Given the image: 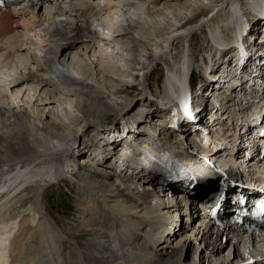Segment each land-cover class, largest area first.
<instances>
[{"label":"bare ground","instance_id":"1","mask_svg":"<svg viewBox=\"0 0 264 264\" xmlns=\"http://www.w3.org/2000/svg\"><path fill=\"white\" fill-rule=\"evenodd\" d=\"M159 1L124 0L112 7L113 1L109 0L103 11L109 12L107 22L111 21L115 29L108 38L102 32L92 28L90 19L95 18L94 21H97L96 17L100 12L86 0H61L53 4L50 0H29L11 11L0 13V64L8 62L7 64L11 65L10 68L13 70V74L5 80L0 90V264H264V254H259V248H252L249 252L254 259L245 258L248 248L244 246V243L238 245L232 240L231 235L234 230L224 219H219L221 225L216 226L215 223L213 225V221L209 223L207 216L202 218L199 216L197 203L205 199L204 195L208 193L207 186L210 180L202 178L196 180L200 175L202 159L199 161L200 158H195V162H183L176 158L177 156L162 157L161 155L159 162L155 164L159 170L156 174L153 168L146 167L145 162L142 161L143 157L137 158L136 149L132 146V154L124 148L126 156L123 157L125 163L131 158H137L134 163V173L132 172L131 176L127 173H117L109 168L108 160L115 157L116 149L113 147L117 144L106 141L114 134L121 133L116 136L122 137L125 131L131 132L130 130L134 128L133 123L144 117L140 115L141 113L125 119L118 117L122 120L120 125L124 127L110 130H102L99 122L103 121L109 113L116 111L122 113L130 107H137L139 102L130 100L121 90L117 91L114 100L109 99L102 91L96 90L85 81L77 80L76 82V78H72V75L70 76L57 64L64 54H68L69 57L65 56L68 58L65 61L70 62L69 68L86 77L89 75L86 67L76 63L72 56L75 46L78 43L81 44L79 49L86 41H90L103 43L109 47L106 43L112 42V48L116 45L120 46L121 52L131 55L129 61L132 67L139 68L145 64L149 65L154 60H161L168 54L171 57L174 53L170 52V48L174 41L186 38L192 31L214 25L217 18L212 17H221L223 7L228 5L231 7L232 17L238 11L235 0H219L217 3L216 0H199L200 2L193 0L188 15H195L192 7H196V12L210 9L209 16H202L198 24L187 26L183 24L177 27L179 21L172 23L169 28L173 29L172 32L174 31L175 34L159 40V37L153 38L151 31L159 33L164 28L160 23L161 18H166L168 13L172 12L167 10V13H164L165 7L158 8ZM171 1L174 5L181 3V0ZM262 2L264 0H248L247 6L252 12L262 13ZM145 4L147 6L143 8ZM232 17L229 19L230 24H233ZM44 24L52 27L46 35L42 33ZM240 24L244 26V20ZM218 31L217 29L211 34L215 44L220 40L221 32L218 33ZM138 37L149 39L150 48L148 49L153 52V59L147 55V52L143 54L145 48L139 52L135 50L136 45L139 44ZM2 41L3 44H1ZM241 41L243 43L242 39ZM42 49L46 54L44 58L37 54V51ZM242 49L246 52L243 45ZM22 55L27 56V61L21 57ZM100 57L105 58L104 55ZM263 61L255 68L257 74L254 82L259 84L253 89L256 98L248 102L251 109L254 108L253 102L260 106L255 108L252 115L249 114L251 121L247 120L246 130L240 133L241 139L239 137L235 141V146L229 147L228 150L222 146L216 149L215 144L220 140L216 132L210 130L212 132L200 135V138L204 137L205 140L213 143L215 148L213 151L216 150L214 156H222L220 151L222 150L223 153L228 151L226 157L229 155L230 158L231 155L235 158L243 150L246 141L257 143L262 139L255 137L248 140L251 131L264 128V91L261 87L264 83V77L261 78L264 74ZM183 63L179 65H184V69L177 68L178 65L174 67L176 73L174 72L173 78L176 84L180 85L184 82V77L188 75L186 65ZM220 64L222 63H217L213 70L219 69ZM95 67H97V81L106 89L109 84L108 79H111V82H115L113 79H118L119 72L114 69L113 60L96 63ZM241 67L238 65L239 70ZM142 70H144L143 67L139 69V71ZM148 75L147 73L146 76ZM134 77L136 78V75ZM234 80L236 79L233 76L228 85L235 83L239 86L241 80L239 78H237L238 81ZM134 81L135 79L132 78L130 84L135 85ZM168 85L172 86V81L169 80ZM137 86L140 91L149 87L147 80H143V77L138 81ZM50 88L59 91V94H51ZM219 89V87L215 89L216 93L220 92ZM19 91L28 93L30 99L27 102L17 101L5 104L4 101L9 93ZM166 91L174 97L177 90L176 87H165ZM245 92H247L245 87L241 88L240 94L234 90L231 92L233 97L227 100L226 104L214 105L212 110L214 107L219 109V106L223 109L221 112L223 117L217 122L215 121L217 114L213 115L215 123L210 127L224 125L230 113L234 112L229 111L228 105L235 102L236 95L245 99L247 97ZM255 92L261 93L255 95ZM139 94L141 95V92ZM164 95L165 93L157 101L161 102ZM69 98L79 100L78 112L81 115V119L71 116V125L80 123L84 119L85 123L94 127L91 132L96 131L105 139L101 146H97L98 141L94 146L90 145L95 147L96 152H99L97 156L103 157L102 160L97 159L96 156L90 160L89 165H86L88 156L82 159L81 164L77 165L74 162L73 154L76 152L74 141L76 142L77 138L76 136L74 138V131L69 133L62 131L61 125L65 123H62V119L65 116L59 114L56 107L50 109L49 115L53 116L49 117L53 118L51 121L50 119L48 121L34 119L19 109V106L29 108L30 105H43L47 108V104H50L48 106L60 104L64 102L63 99ZM145 98L142 100L143 106L139 107L141 110L149 107L145 104L148 97L145 96ZM236 106L237 104L234 103L232 107ZM154 110L155 113H153ZM146 112L149 114L145 115L146 118L142 120L140 126L151 124L154 117L158 120L164 117L163 113L155 108L146 109ZM241 113H236L235 116ZM65 114H67L66 111ZM240 117L234 120L235 125L233 122L230 123L232 130L237 129L238 122L246 121L243 120L245 115ZM196 118L199 119V117ZM56 119H60L59 123ZM117 119H115L116 122ZM229 119L232 121V117ZM126 127L130 130H124ZM137 129L139 135L144 133L148 135L152 132L150 125L148 131H141L138 127ZM233 136L231 137L234 144ZM89 137L90 134L84 135L79 142H91L88 140ZM249 145L252 149L253 145L250 143ZM257 148L258 146L254 149L257 150ZM147 151L148 149L145 148L144 152ZM82 154L86 155L87 152ZM234 158H231L232 161L238 160ZM230 160L225 163L226 166L228 165L226 174L224 177H217L218 181H221V178L239 177L240 171L236 163ZM217 163H220V160ZM138 165L143 169L140 172L137 169ZM146 171L147 176L144 173ZM62 177L73 179V188L77 194V218L83 228L78 234L77 243L68 240L67 236L56 230L54 221L44 214L42 196L41 202H38L39 195H36V193L43 195L44 189L51 184L52 180H60ZM218 186L220 185H215L213 194H218L220 191ZM35 189L38 190L34 193L37 205L33 211L26 212L22 208L24 199L28 198ZM164 189H166L165 192L174 189L176 191L168 197L171 199L169 202L172 206L170 208L164 206L162 210H159L160 204L168 202L159 198L160 192ZM222 203L223 206L227 204L226 198ZM225 208L220 212L222 215L225 213ZM20 210L22 213L19 216ZM187 215L190 217V222H186ZM197 223L198 226L203 224L204 227L193 226ZM105 224L109 225L106 233L102 228ZM84 233L89 240L82 243ZM261 244L263 247H260L264 249V242ZM224 246L228 250V258L218 263L216 259L220 257Z\"/></svg>","mask_w":264,"mask_h":264},{"label":"rangeland","instance_id":"2","mask_svg":"<svg viewBox=\"0 0 264 264\" xmlns=\"http://www.w3.org/2000/svg\"><path fill=\"white\" fill-rule=\"evenodd\" d=\"M86 1L90 5H92V6L94 5L95 8L100 12L99 16L96 17L97 21H94L95 18L90 19V24H92V28L94 30L96 29V31L102 32L104 35L107 36L106 38L110 37L109 34H111L113 29H115V28L112 27L113 25L111 24V21L107 22V19L109 18L108 16H110L109 12L103 11V9H105L106 4H108L109 0H106V1L105 0H86ZM101 1H105L104 2L105 4L102 3V5H100ZM110 1H113L112 2L113 3L112 7H113L114 4L116 5V3H117V5H119L124 0H110ZM176 1H178V0H176ZM192 1L193 0H181L180 4L174 5V3H172L171 0H160L159 1L160 4L157 7L158 8L165 7L166 11L164 13H167V10L168 11L172 10V12L168 13L166 18H164V17L161 18L160 23H161V25L164 26V28H162L159 33H155V31H153V30L151 31L153 38L159 37L160 38L159 40H164L168 36L175 34L174 31L172 32L173 29L169 28V25L172 23L179 21L177 27H180L183 24H185L186 26L189 24H194V23L198 24V22L202 16H204V15L209 16L210 9L202 10V12L201 11L196 12V9H197L196 7H192V11L196 14L195 15H188L189 9L191 8V5H192L191 4ZM218 1L219 0H216V3ZM235 1L238 4V8H237L238 11L235 15H233V17H232L233 13H232L231 7H229V5L225 8L223 7V12H222L221 17L220 16H218V17L213 16L212 17L213 19L217 18L214 22L215 23L214 25H210L208 27H206V26L202 27V29H200V30H195V31L190 32V34L186 38L174 41L172 48H170L171 49L170 52L174 53L171 57L168 54V56L162 58L161 60H154V61L150 62L149 65L145 64L139 68L138 67H132V65L130 64V61H129V60H131V55L126 53V52H121L120 46L116 45L112 48V42L106 43L109 45V47H106L105 45H103V43L102 44L93 43V42L91 43L90 41H86V43L84 45H82V47L79 49H78V47L81 44L78 43L72 52V56H74L76 63L81 64L82 66L86 67V70L88 71L89 75L84 77L83 75H81L79 73L77 74V72L71 70L69 68V64H68L70 62L65 61V59H68L65 56L69 57L68 54L67 55L64 54L58 60L57 64L60 65V67L64 68L66 73L68 72V74H70V76L72 75V78L73 77L76 78V82H77V80L85 81L89 85L94 86V88L96 90L102 91L105 95L108 96L109 99L114 100L117 96L116 95L117 91L121 90L127 95V98H129L130 100H136L139 102V104L137 105L138 108L137 107H135V108L130 107L127 109V111L123 110L122 113H119L118 111L113 112V113H109L108 116L103 121L99 122L100 127H102L101 128L102 130H110L113 128H117L120 126V124L122 122V120H119L118 117H124V119H125V118L132 116L134 114L139 115L141 113L140 115H142V110L139 107L143 106L144 103H142V100L146 99L145 96L148 97L146 100V103H145L146 105L149 106L146 108L147 110H149V109L151 110V109L155 108V109L161 111L159 109V105H158L157 100L160 99V97L165 93V87L166 88L176 87L175 86L176 81L173 78L175 76V73H176L174 70L175 65H178L177 68L181 69L184 65L180 66L179 64L184 62L183 64H185L186 68H187L186 74H188L186 78H187V80L189 78L188 86L190 87V81H191V79H193L194 84L197 86L196 91H197V89L199 91L198 93H200V85L203 86V89L206 88V91L210 89L209 88L210 85L205 82V81H207L206 76L208 75V72L210 70H212L211 66L213 68V66L217 65V63L218 64L222 63V64H220V66H219L220 68L217 69L215 72H213L212 75L214 73H217L221 69H223L224 66H227L232 70V72L234 73L233 76L237 80L236 73L239 71L238 64H236V63L232 64L235 60L231 59V58L229 59V55L227 53L222 54L221 51H219L211 43V39H212L211 34H213L214 31H217V29L219 30L218 33L221 32L220 38H219L220 40L216 42L217 44L214 43L216 46H220V48H221V46L225 45L226 39H230V38H232V40L234 42L235 41L238 42V44L240 45V41L244 37V33H242V32H244L246 30L247 24H248V27H250L252 24V26L249 30L250 31V34H249L250 38L247 37L246 39H243V43L241 41V46H240L241 50L240 51L243 52L242 45H243L246 52L248 51V48L250 49V46L253 49H256L255 46L260 47V45H262V44H258V43L256 44L255 42H254L255 43L254 44L253 40H252L250 43L251 45H250L248 41L250 39H252V37L254 35L257 36V39H259L260 34H262L260 32V31H262V24L261 23H263V25H264V20H262L263 18L261 19L262 21L259 20L260 18H258V16H260V15L264 16V2H262V13H259L256 11L252 12L248 8V6H247L248 0H235ZM103 4H104V6H103ZM146 6H147V4H145V6L143 8H145ZM216 6L218 7V5H216ZM220 9L222 11V8H220ZM231 17L233 19V24L229 23V19H231ZM241 20L242 21L244 20V23H245L244 26H242L240 24V22H242ZM260 25H261V27H260ZM50 28H52V27L49 26L48 24H44V31H42L43 35H46L51 30ZM260 28H261V30L258 31ZM138 38H140L139 44L136 45L135 50L137 52H139L145 48V53H143V54H146V52H147V55L153 59V57H152L153 52L150 49H148V48H150L149 39L147 37H144V38L138 37ZM1 44H3V41ZM43 50L44 49H42L41 51H37V54L42 56V58L46 57L45 51H43ZM218 54H220V55H218ZM100 55H102V56L104 55L105 58L104 59L101 58ZM213 55H215V56H213ZM21 57H23V59L27 61V56L22 55ZM210 57H212L213 59L210 60L209 59ZM105 60L106 61L113 60L114 69H117L119 72V76H118L119 80L113 79L115 82H111V79H108L109 84L107 86V89L105 87H103L101 84H99V81H97V75H96L97 74V67H95L96 63L103 62ZM213 60H215V61H213ZM255 61H256V59H254L252 61V63H255ZM250 62L251 61H249V64H251ZM7 63L0 64V67H1L0 68V90H2V88H3L2 86L5 83V80L9 79L11 74H13V70H12V68H10L11 65H9ZM206 63H207V65H206ZM261 63H262V61H261ZM142 67L144 68V70L139 71V69ZM241 68H243V66ZM137 69L139 72L137 71ZM183 69H184V67H183ZM147 73L149 74L148 76H146ZM135 75H136V78L134 77ZM142 77H143V80H145V79L147 80V83L149 86L148 89H144V91L143 90L140 91L138 86H137L138 81H140V79H142ZM163 77H164V79H163ZM262 77H264V76L261 75V78ZM132 78H133V80L135 79V81H134L135 85L130 84V83H132ZM186 78L184 77V82L181 85H184V86L186 85ZM255 78H256V76L255 77L253 76L252 82L254 84H255V82H254ZM261 78H260V80H261ZM169 80L172 81V83H173L172 86L168 85ZM236 80H234V81H236ZM213 88H214V85H213ZM219 88H221V87H219ZM32 89L34 90V87ZM214 91H215V89H214ZM263 91H264V89H263ZM49 92L51 94H53V93L59 94V91L55 90L54 88H50ZM139 92H141V95L139 94ZM177 92H179V91H176V95L178 94ZM255 93L259 94L261 92H255ZM245 94H246V96H248L247 92H245ZM149 97H151V98H149ZM232 97L233 96H230V95L228 96L225 93H222L219 95V98H222L224 100H228V99L231 100ZM29 99H30V95L28 93L24 94L23 91H19L16 93L13 92L12 94L9 93L8 98L4 102H5V104L9 103V102L11 103V102H17V101L18 102L19 101L27 102ZM152 99L154 100V102H152ZM63 100H64V102L60 103V104L56 103L55 105H51V106H48L50 104H47V105L45 104L47 108H45L43 105H41V106H38V105L37 106H31L30 105L29 108H24V106H22V107L19 106V109L23 113L29 114V116L34 117V119H38V120L42 119L44 121H48L50 119L49 121H51L53 118H49V117H53V116L49 115V112L51 111L50 109L52 107H56L57 111H59V114H62L63 116H65L62 119V123L65 122L64 125L60 124L62 126V131L64 133H69V132L74 131V138H75V136L77 138V141L76 142L74 141L75 146H76V152L73 154L74 162L76 163L77 158H78V160L81 159V162H83L82 159L84 157L88 158V156H89V159H87V161L89 160V162L91 163L90 160H92L93 157H96L99 154V152L98 151L96 152V149H95L94 152L91 153L90 152L91 151L90 145L94 146L95 142L98 141V138L100 139V141H103V142L105 139L102 140L101 138H103V137L101 135H98V133L96 131L91 132L94 127L85 123L84 119H82L80 121V123L76 122L75 124L71 125V120H72L71 116H75V117H78L81 119V115L78 112L79 100L77 98H69V99H63ZM207 100H208V98H207ZM226 102H228V101L222 102L221 104H226ZM255 103L253 102V105H252V106H254L253 109H251L249 106H246L242 111H240L238 104L235 108L232 107L234 105L232 102L228 105L229 111L232 110L234 112H231V113L229 112L230 115H229V117H227L228 120L226 119V121L224 122V125H222V126L218 125L214 129V131L216 133L218 132L217 138L220 139L219 143L216 142V144H215L216 149H220L222 146V148H226L228 150L229 147H232L231 146L232 145V143H231L232 137L231 136L235 135L236 129L232 130L230 123L233 122L235 125L234 120L240 119L241 118L240 116H243V115H245L243 120L251 121L249 118L250 117L249 114L251 113V115H252L255 111V108H258L260 106V105H257ZM216 104L217 103L215 102L214 105H216ZM211 106H213V105H211ZM221 106H223V105H221ZM241 107H242V105H241ZM41 110H44V111H41ZM226 110H225V112H226ZM65 111L67 112L68 115L67 114L64 115ZM244 111L247 113H245ZM240 112H242V113L235 116L236 113H240ZM153 113H155V110L153 111ZM230 117H232V121L229 119ZM115 119H117L118 121L116 122ZM58 120H60V119H56V122L59 123ZM152 120H156V118L154 117V118H152ZM222 120L224 121L225 119H222ZM228 121H230V122H228ZM152 122H154V121H152ZM152 122H151V124H149L151 126L152 132H149L148 135H146L144 133V135L138 134L136 137H134V131L133 130H130L131 132H129V133L125 131V134L123 135L124 137L120 136L122 142L120 144H118L116 142L115 144H117V145L113 147L116 149L114 156L117 154L119 147H121V150H122V148H123V150H125V149L128 150L130 154H132V152H131L132 146H133V149H136V153H137V148L139 146H142L145 144L148 145L145 148H147L149 150V148L152 147V145L150 144L151 142H149V139L153 138L154 135H156L157 138L159 140H162L163 143L168 148V149L164 148L165 150L162 153V157H166V156H175L176 157L177 156L176 158L180 159L183 162L194 161V156L191 153V151L189 150L191 148L190 146L193 143L192 142L193 135H188V132L187 133H181V132L177 133L176 131L173 132L171 130H166L165 124H163L165 122V120L164 121L161 120L160 123L162 125L158 126L157 129L155 128V124H152ZM133 124H135V123H133ZM135 126H136V124H135ZM137 127H138V125H137ZM67 129H68V132H67ZM185 129L187 130V128H185ZM99 131L102 132L101 130H99ZM138 133H139V131H138ZM87 134L88 135L90 134V137L88 140L91 142H88V141L85 143L82 141L79 142L83 138V136L87 135ZM120 134L121 133H117V134H115V136L120 135ZM127 134H128V136H127ZM237 134H238V137H236V140L240 137V131ZM240 139H241V137H240ZM109 140L106 142L107 143L110 142ZM124 141H125V143H124ZM142 141H144V142L142 145H140V143ZM241 141L242 140H240V142ZM235 144H236V142L233 144V146H235ZM134 145H136V146H134ZM93 146H92V148H94ZM129 147H131V148H129ZM220 151L222 152V155L225 154V153H223L222 150H220ZM86 152H87L86 155H88V156H86L85 154H82V153H86ZM165 152L168 154H166ZM211 156L212 157H222L219 155L214 156V151L211 152ZM239 156H240V154L236 157H239ZM236 157L234 158L233 156L231 157V155H230V158H229V155H228L227 160H230L231 158L237 159ZM96 158L102 160L103 157L99 158V156H97ZM147 160H148V157H145L144 160H142V161L145 162V165L147 168H149L150 165L154 166V168H153L154 172H156V174H157V172L159 170L156 168V165H155L156 162H148ZM200 160L201 159H199V161ZM232 160L233 159H231L230 161L235 164L236 161H232ZM108 161L110 162V159ZM90 163H85V164L89 165ZM238 163H237V166L239 167ZM207 168L208 167H205L204 171H206ZM235 169H236V167H235ZM141 170H143V169L141 168ZM144 173H145V176H147V171ZM218 179H215V180L210 179L209 180V183L207 186L208 187V193L205 194L207 197L209 196L208 194H213V192H214L213 190H215V185L216 184L219 185V183H217V182H219ZM220 180L222 181L223 179L221 178ZM73 182H74L73 179H70L67 177H62V178H60V180L54 179L51 181V184L48 185L44 189L43 195H41V193H36V195L37 196L39 195L38 202H41V196H42V203L44 205V210H45L44 214L46 215V217L48 219H51L52 221H54V223H55L54 227H56V230H59L60 233L62 232L65 236H67L68 240L77 243L79 241L78 234L82 231L83 228L80 226L79 219L77 218L78 217L77 216L78 207H77V201H76L77 200L76 199L77 194L73 188L74 187ZM36 191L38 192V190L35 189L33 191V193H30L28 195V198L24 199V203H23L22 208H24V210L26 212H28L29 210L33 211V208H35L37 205V201L34 198V193ZM32 194H33V196H32ZM21 213L22 212L20 210L18 215L20 216ZM180 222H181V220H180ZM102 228L106 233L107 230L109 229V225L105 224L102 226ZM87 240H89V238L86 237L85 233H84V235L82 237V243H85ZM220 243L223 244V241L220 240ZM227 256H228V250L224 246V248L222 249V253L220 254V257L216 259V262H218V263L222 262L224 259L228 258Z\"/></svg>","mask_w":264,"mask_h":264}]
</instances>
